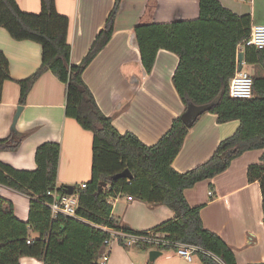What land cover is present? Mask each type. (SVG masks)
Wrapping results in <instances>:
<instances>
[{
  "label": "trees",
  "instance_id": "obj_1",
  "mask_svg": "<svg viewBox=\"0 0 264 264\" xmlns=\"http://www.w3.org/2000/svg\"><path fill=\"white\" fill-rule=\"evenodd\" d=\"M122 0H114L103 28L96 35L83 60L70 63L69 19L60 15L55 0H40L38 14L21 11L15 0H0V27L14 41H30L41 48L39 68L27 79L17 82L19 104L24 105L33 84L50 72L65 85V116L74 119L93 135L91 178L84 189L73 188L79 197L76 217H52L46 206L49 192L64 194L57 187L60 145L44 143L35 151L36 169L17 171L0 163V186L29 198L27 221L14 214L13 204L0 197V264H19L23 257L42 264H100L103 242L108 234L101 227L118 228L111 218L112 200L125 196L149 205H165L173 220L156 230L175 241L200 246L221 260L198 254L201 264H236L230 247L216 234L204 229L199 208L188 204L184 192L198 182L224 173L243 153L264 149V49L246 48L243 62L263 72L251 75L253 97L234 99L228 94L229 81L235 73L236 46L248 37L249 14L237 15L217 0H198V18L167 24L139 23L134 39L144 73L148 75L159 50L178 58L172 85L185 106L206 105L221 98L209 113L223 124L238 121L236 131L217 145L203 164L178 173L172 163L178 155L188 130L176 117L170 128L152 146L143 144L132 133H118L84 83L82 75L91 61L109 42ZM248 1V0H246ZM8 62L0 52V101L3 84L10 81ZM185 111V110H184ZM26 134L11 132L0 140V151L15 152ZM127 169L132 178L112 179ZM248 183H258L264 224V154L260 163L248 166ZM105 183L101 190L99 185ZM126 230V229H125ZM32 234H37L33 239Z\"/></svg>",
  "mask_w": 264,
  "mask_h": 264
},
{
  "label": "crops",
  "instance_id": "obj_2",
  "mask_svg": "<svg viewBox=\"0 0 264 264\" xmlns=\"http://www.w3.org/2000/svg\"><path fill=\"white\" fill-rule=\"evenodd\" d=\"M25 13L38 14L40 0H15ZM237 15L249 14L251 25H264V0H217ZM114 0H55L56 11L69 19L70 63L79 64L113 8ZM198 0H122L113 34L84 70L82 78L101 112L120 133H132L143 144L154 145L182 115L185 106L172 85L178 58L169 51L157 52L146 75L140 62L133 30L139 23L167 24L198 18ZM0 52L8 62L11 80L5 81L0 101V140L11 132L26 134L15 152L0 151V163L17 171L36 169L35 151L44 143L60 145L57 187L78 186L91 178L93 135L65 116V85L50 72L33 84L24 105L19 104L17 82L29 78L40 66L41 48L30 41H14L0 27ZM246 66L243 62L242 68ZM250 75L263 72L248 66ZM17 107L19 116L13 122ZM238 121L223 124L206 112L188 130L172 163L185 173L206 162L223 139L231 136ZM262 150L234 159L229 168L184 192L192 208H199L204 229L218 235L232 250L236 264H264V224L258 183H248L247 168L260 163ZM212 193L209 197L208 193ZM0 197L9 200L20 221H27L29 198L0 186ZM111 218L118 228L135 232L156 230L173 220L165 205H149L125 196L112 200ZM37 234H32L36 239ZM19 264H42L23 257ZM106 264H201L197 256L188 262L172 249L113 245Z\"/></svg>",
  "mask_w": 264,
  "mask_h": 264
},
{
  "label": "built area",
  "instance_id": "obj_3",
  "mask_svg": "<svg viewBox=\"0 0 264 264\" xmlns=\"http://www.w3.org/2000/svg\"><path fill=\"white\" fill-rule=\"evenodd\" d=\"M246 48H255L257 50L264 49V25H250V31L247 38L241 41L235 49V73L229 81L228 94L234 99L248 100L253 97V81L251 75L242 68V61L239 62L238 54H244ZM239 66L241 69L239 70ZM80 188H85V184H81ZM52 198L46 206L51 210L52 216L63 215L75 218L78 207V196L74 193L57 194L56 191L49 192ZM212 197V193H208ZM102 231L108 234V238L103 242V252L100 256V264H106L109 257V250L113 245L123 247H149L156 249H172L175 254L182 257L186 261H192L193 257L198 254L212 257L221 263V260L209 251L204 250L200 246L188 244L180 241L172 240L168 235L159 230H145L135 232L121 228L101 227Z\"/></svg>",
  "mask_w": 264,
  "mask_h": 264
},
{
  "label": "water",
  "instance_id": "obj_4",
  "mask_svg": "<svg viewBox=\"0 0 264 264\" xmlns=\"http://www.w3.org/2000/svg\"><path fill=\"white\" fill-rule=\"evenodd\" d=\"M237 57H238L239 62H241L242 58H243V54L239 53ZM240 69H241V66H239V70ZM220 98H221V94H219L214 101H212L211 103L206 104V105H201V106H195V105H192V104L187 105L184 113L181 115L182 122L187 127H191L193 122L196 121L199 116H201L202 114L206 113L212 107L217 105L219 100H220ZM20 111H21V107H17V111H16V114L14 116L13 122H15V120L19 116ZM117 178H125V179L130 180L132 178V175L130 174V172L127 169H125L123 172H121V173L117 174L116 176L112 177L113 180H115ZM104 186H105V183L100 184L98 190H101L102 187H104ZM64 190H65V193L68 194V195H71L73 193L72 186H65Z\"/></svg>",
  "mask_w": 264,
  "mask_h": 264
},
{
  "label": "rangeland",
  "instance_id": "obj_5",
  "mask_svg": "<svg viewBox=\"0 0 264 264\" xmlns=\"http://www.w3.org/2000/svg\"><path fill=\"white\" fill-rule=\"evenodd\" d=\"M244 70L248 71V66H244ZM82 184H85V186H86V183H82ZM80 185H81V184H79V185L76 186V187H77V188H80ZM74 187H75V186H72V188H74ZM64 188H65V187H64ZM80 189H84V188H80ZM73 193H74V189H73ZM73 193H72V194H73ZM64 194H66V193L64 192ZM72 194H71V195H72ZM74 194H75V193H74ZM75 195H77V194H75ZM77 196H78V195H77ZM51 201H52V200H51ZM51 201H50V202H51ZM78 204H79V197H78ZM77 208H78V207H77ZM50 212H51V210H50ZM51 215H52V214H51ZM52 217H54V216H52Z\"/></svg>",
  "mask_w": 264,
  "mask_h": 264
}]
</instances>
